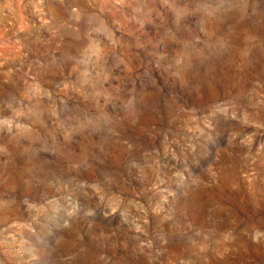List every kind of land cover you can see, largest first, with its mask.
<instances>
[{"label": "rangeland", "instance_id": "1", "mask_svg": "<svg viewBox=\"0 0 264 264\" xmlns=\"http://www.w3.org/2000/svg\"><path fill=\"white\" fill-rule=\"evenodd\" d=\"M0 264H264V0H0Z\"/></svg>", "mask_w": 264, "mask_h": 264}]
</instances>
